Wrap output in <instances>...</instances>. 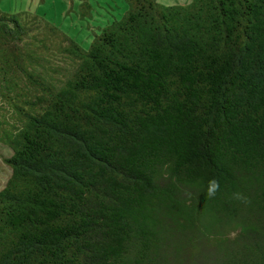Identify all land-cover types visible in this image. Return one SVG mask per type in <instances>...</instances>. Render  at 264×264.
I'll list each match as a JSON object with an SVG mask.
<instances>
[{"label":"trees","instance_id":"1","mask_svg":"<svg viewBox=\"0 0 264 264\" xmlns=\"http://www.w3.org/2000/svg\"><path fill=\"white\" fill-rule=\"evenodd\" d=\"M121 1L0 7V264H264V0Z\"/></svg>","mask_w":264,"mask_h":264},{"label":"rangeland","instance_id":"2","mask_svg":"<svg viewBox=\"0 0 264 264\" xmlns=\"http://www.w3.org/2000/svg\"><path fill=\"white\" fill-rule=\"evenodd\" d=\"M162 5L187 4L191 0H157ZM90 5V16L81 17L79 5L81 0H1L4 12L14 14L23 27L30 25L37 17L46 21L72 38L80 47L87 49L98 27H104L119 19L126 10L121 0H86ZM11 152L0 144V189L10 175L4 159Z\"/></svg>","mask_w":264,"mask_h":264},{"label":"clouds","instance_id":"3","mask_svg":"<svg viewBox=\"0 0 264 264\" xmlns=\"http://www.w3.org/2000/svg\"><path fill=\"white\" fill-rule=\"evenodd\" d=\"M220 189V184L219 181L216 180L215 178L210 179L207 182V188H206V192L205 195L208 199H214L216 194L218 193ZM233 198L234 199H238V200H243L245 199L241 193L237 192V193H233Z\"/></svg>","mask_w":264,"mask_h":264}]
</instances>
